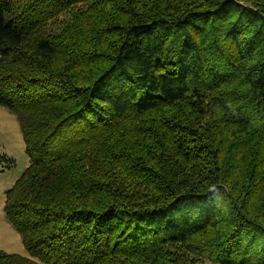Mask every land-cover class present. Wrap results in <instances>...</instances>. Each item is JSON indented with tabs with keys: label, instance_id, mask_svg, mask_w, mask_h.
I'll return each instance as SVG.
<instances>
[{
	"label": "trees",
	"instance_id": "1",
	"mask_svg": "<svg viewBox=\"0 0 264 264\" xmlns=\"http://www.w3.org/2000/svg\"><path fill=\"white\" fill-rule=\"evenodd\" d=\"M0 105V264H264V0H0Z\"/></svg>",
	"mask_w": 264,
	"mask_h": 264
},
{
	"label": "rangeland",
	"instance_id": "2",
	"mask_svg": "<svg viewBox=\"0 0 264 264\" xmlns=\"http://www.w3.org/2000/svg\"><path fill=\"white\" fill-rule=\"evenodd\" d=\"M19 3H23L19 1ZM0 153L12 164L0 168V251L29 257L21 236L7 220L4 212L6 192L22 178L30 165L19 118L16 113L0 105Z\"/></svg>",
	"mask_w": 264,
	"mask_h": 264
}]
</instances>
